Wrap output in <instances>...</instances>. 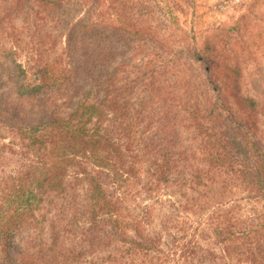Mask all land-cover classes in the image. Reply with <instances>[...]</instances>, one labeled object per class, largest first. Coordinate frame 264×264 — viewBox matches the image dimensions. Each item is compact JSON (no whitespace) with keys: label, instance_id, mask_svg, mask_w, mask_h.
Segmentation results:
<instances>
[{"label":"trees","instance_id":"1","mask_svg":"<svg viewBox=\"0 0 264 264\" xmlns=\"http://www.w3.org/2000/svg\"><path fill=\"white\" fill-rule=\"evenodd\" d=\"M167 4L163 1L166 27L163 22L142 26L136 19L126 17L112 22L79 20L72 25L61 55L53 62H44L41 67L34 65L36 68L32 67L29 75L21 63L13 60L14 73L7 76L11 96L6 99L7 104H1L4 94L0 93V105H4L2 111L11 113L15 119V123H9L20 134L22 151L20 163L14 161L7 163L6 169L0 168V264L22 263L19 255L25 254L29 264H57L60 256L76 255V248L64 241L73 224H82L81 234L92 241L96 238L127 241L131 249H144L143 256L154 247L155 242H147L148 236L140 230L139 219L135 232L140 240H129L124 207L132 191H138L130 184V178L141 172L146 176L145 183L154 190L164 172L165 162L155 151L158 145H150L148 129L142 126L150 98L160 95L158 91L162 88L154 81V74L191 50L189 46L167 43L166 36H162L167 22L177 28ZM99 25L113 27L115 32L99 34L96 28ZM98 36L99 42L109 43L105 46V57L93 47ZM122 40L145 44L150 51L146 53L144 68H151L142 73L141 69L125 70L120 75L116 68L110 69L107 64L111 56L121 59V64L126 58L127 50L119 52L120 48L113 45ZM107 55L111 56L106 58ZM231 72L232 68L222 66L220 61L215 66L211 62L208 70H203V76L212 82L205 105L210 115L205 119L208 122L200 114L199 103L192 104L195 138L200 143L191 149V154H202L204 163L202 166L192 163L196 165L192 177L197 184L203 183L200 197L209 196L208 191L212 195L207 205L216 199L205 182L212 171L232 176L239 173L250 193L264 201V148L256 136L260 128L258 111L253 110L256 106L253 108L252 99H240V120L235 123L222 89L228 85L224 77ZM142 80L148 81L146 94L134 97L135 87ZM158 98L164 100L165 94ZM34 110L39 111L37 117L30 116ZM227 161L232 166L231 174L225 169ZM210 178L214 181V177ZM221 181L226 183V179ZM29 225L36 236L24 251L25 248L13 244L12 236ZM215 229L216 236L228 242L220 253L223 264H233L234 253L241 261L264 264V222L236 233L220 222ZM121 249L127 248L121 245ZM114 253H106L107 259L124 256L117 249Z\"/></svg>","mask_w":264,"mask_h":264},{"label":"rangeland","instance_id":"2","mask_svg":"<svg viewBox=\"0 0 264 264\" xmlns=\"http://www.w3.org/2000/svg\"><path fill=\"white\" fill-rule=\"evenodd\" d=\"M163 1L168 2L167 6L173 11L177 28L167 22L168 28L162 36H166L167 43L189 46L191 50L158 68L154 74V81L162 88L158 91L160 95L150 98L143 112L142 126L148 129L150 145H158L155 151L161 162H165L164 172L154 190L145 183L146 176L141 172L130 178V184L138 191H132L124 207L129 222V240H140L135 232L139 219L142 221L140 230L148 236L147 242L152 240L155 245L143 256L141 251L144 249H131V243L127 241H110L107 238L92 241L88 235L81 234L82 224H73L63 239L76 248V255L60 256L57 264H223L220 253L228 242L216 236L217 222L229 225L235 233L264 222L263 199L250 193L239 173L232 176L225 175L223 171H212L208 174L205 182L216 199H211L207 205L206 201L212 195L208 191L209 196L200 197L203 183L197 184L192 177L196 166L192 163L204 164L202 154H191V149L200 143V139L197 141L195 138L197 130L192 104L199 103L200 114L208 122L205 119L210 115L205 105L211 91L209 82L211 85L212 82L203 76V70L207 71L211 62L215 66L218 61L222 66L232 68L231 75L224 77L228 85L222 89L235 123L240 120L239 100L252 99L255 103L253 108L256 106L253 110L258 111L260 122L256 136L260 137L264 148V0H59L57 3L49 0H0V93L4 94L1 104H7L6 99L11 96L7 76L14 73V59L29 75L32 67L53 62L51 60L61 55L72 25L79 20L112 22L126 17L136 19L142 26L149 22L154 25L163 22L166 27ZM96 28L99 34L115 32L113 27L99 25ZM107 44L104 40L99 42L98 36L93 47L105 57ZM113 45L120 48L119 52H128L122 64L117 56H106H111L107 66L116 68L119 75L125 70H142V73L151 68H144L148 60L146 53L150 49L139 40L129 43L122 40ZM153 64L156 65L157 61ZM150 79L146 76V80ZM147 84L148 81L139 82L133 96H145ZM212 90L217 94L215 87ZM164 94V100L158 98ZM3 107L0 105V168L6 169L7 163L21 162L22 148L20 134L10 127L15 119L11 113L2 111ZM245 109L249 110L250 106ZM34 111L30 116L37 117L39 111ZM225 166L231 174V164L228 166L227 161ZM209 176L214 177V181L211 182ZM221 179H226V183ZM222 184L226 186L222 187ZM31 231V225L16 231L12 236L13 244L27 251L36 236ZM121 245L127 249L122 251ZM116 249L124 256L108 260L106 253L115 254ZM128 249L132 251L128 253ZM25 255H19V260L23 258V261L18 264H29ZM232 262L250 264L239 260L235 253Z\"/></svg>","mask_w":264,"mask_h":264}]
</instances>
